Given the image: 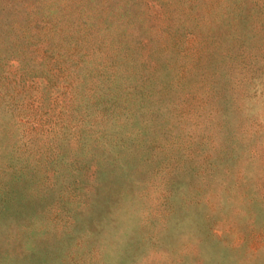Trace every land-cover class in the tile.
Here are the masks:
<instances>
[{"label":"rangeland","instance_id":"rangeland-1","mask_svg":"<svg viewBox=\"0 0 264 264\" xmlns=\"http://www.w3.org/2000/svg\"><path fill=\"white\" fill-rule=\"evenodd\" d=\"M0 264H264V0H0Z\"/></svg>","mask_w":264,"mask_h":264}]
</instances>
